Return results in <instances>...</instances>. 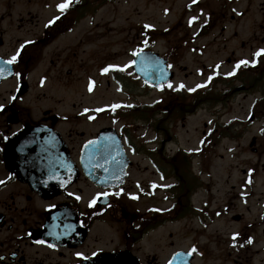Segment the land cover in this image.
<instances>
[{
    "label": "flooded vegetation",
    "instance_id": "1",
    "mask_svg": "<svg viewBox=\"0 0 264 264\" xmlns=\"http://www.w3.org/2000/svg\"><path fill=\"white\" fill-rule=\"evenodd\" d=\"M104 1L72 0L63 12L58 5L66 0L21 3L43 10L32 12L0 0V264H264V199H254L264 170V62L240 64L231 76V94L257 97L246 119L227 123L234 127L227 138L258 125L248 143L257 161L230 162L222 193L211 171L217 121L204 125L199 147L185 149L176 129L185 127L186 111L140 109L138 102L58 110L57 83H73L90 64L97 75L86 76L88 93L106 75L108 85L118 82L122 94L135 98L127 77L140 80L130 66V76L122 74L114 50L84 48L87 24ZM237 1L217 0L193 15L189 21L198 27L183 44L219 27L224 35L229 20L248 15V5L233 7ZM178 28L182 22L162 32L142 24L130 62L136 51L155 49V36ZM233 35L235 49L245 50L248 31L240 40L238 29ZM234 56L233 50L226 63L238 64Z\"/></svg>",
    "mask_w": 264,
    "mask_h": 264
},
{
    "label": "rangeland",
    "instance_id": "2",
    "mask_svg": "<svg viewBox=\"0 0 264 264\" xmlns=\"http://www.w3.org/2000/svg\"><path fill=\"white\" fill-rule=\"evenodd\" d=\"M9 1L13 2L12 6L15 7L16 11L24 8L25 11H43L37 2L29 8L21 4L28 0ZM15 1L19 5H16ZM104 3L94 20L87 24L88 31L85 32L87 40L84 43V48L87 50L91 48H110L114 50L116 52L114 62L121 65L123 75L130 76L128 63H130L131 53L136 43V33L140 30L142 24L152 23L154 30L162 32L168 25L171 26L176 23V26H179L180 22L183 23V29L178 28L168 35L167 32L164 35L162 33L155 36L154 39L159 52L164 55L168 53L172 58L171 61L176 72L175 79L170 83L172 87H168V84L158 89H149L133 78L127 77L128 83L125 86L131 90L135 97L129 98L121 93V85L118 82L108 85L106 75H104L102 82L95 84L92 89L90 87L89 90L91 91L88 93L87 86L89 87V85L86 76L97 75V68L90 64L85 69H88L90 73H84L85 70H82L73 83L68 85L62 82L57 83L58 110L74 111L72 107L74 103L79 104L77 108L80 105L98 108L118 105L121 102H138L141 105L154 103L155 106L160 107V110L162 108L172 111V108L177 105L183 96L189 93V89L200 88V93L206 89H210L214 94L228 93V95H224L225 99L223 100L215 101L216 97H213L210 101L201 103L199 108L196 109V113L186 119L185 127L181 128V123H179V127L176 129L180 144L186 149H194L200 145L202 131L205 129L204 125L207 124L210 127L211 122L217 120L215 134L217 146L214 149L216 157L212 163L211 171L215 178L214 183L224 193L226 191L227 168L230 162L257 161V155L251 153L248 143L251 137L257 133L258 125L245 129L249 132L243 133L238 139L231 140L227 138L234 131V127H228L227 123L232 120L246 119L256 102L257 93L232 95L226 89L229 84H226L227 78L225 76L238 70L237 64L226 63V59L232 57L233 50L235 51L234 57L238 61L242 59L245 61L248 58L249 61L264 62V53L257 57L258 60H256L255 55L259 50L264 49V0H239L233 3V7L237 9H244L248 5V15L241 17V19L229 20L224 35H221L219 27L216 31L199 39L198 42L188 41L185 44H183L182 38L186 37L188 33H194L198 27V24L191 22V24H187L189 25L188 28L186 23L190 22L189 19L193 15L203 14V8L208 7L211 9L219 5L217 0H203L198 6L193 7L192 13L190 11L186 13L185 11L194 4L191 0H114L110 3ZM34 22H37V20H34ZM236 29L239 31V40L242 36L245 37L246 31H248L249 43L245 50L235 49L238 41L233 33ZM181 31L182 33H180ZM201 44H206L207 47L205 49L195 47ZM110 45H114V47H108ZM176 47L178 48L176 49ZM246 55H248L247 58H245ZM253 70L254 68H251V72ZM244 71L239 72V76L245 75ZM180 85H184V87L181 88ZM260 111H264L263 107L260 108ZM141 132L142 130H139V133ZM142 135L139 134L140 137L145 139L151 137L153 133ZM229 146L236 147L233 154H231ZM170 147L174 146L171 145ZM263 160L264 155L261 162ZM241 167L243 166L240 164L234 170V180L238 177ZM257 181L258 184L254 188V199H264V170L261 169ZM251 199L253 198L251 197Z\"/></svg>",
    "mask_w": 264,
    "mask_h": 264
},
{
    "label": "water",
    "instance_id": "3",
    "mask_svg": "<svg viewBox=\"0 0 264 264\" xmlns=\"http://www.w3.org/2000/svg\"><path fill=\"white\" fill-rule=\"evenodd\" d=\"M134 68L137 74L158 87L172 80L174 73L167 67V60L161 58L158 53L145 52L137 55Z\"/></svg>",
    "mask_w": 264,
    "mask_h": 264
},
{
    "label": "trees",
    "instance_id": "4",
    "mask_svg": "<svg viewBox=\"0 0 264 264\" xmlns=\"http://www.w3.org/2000/svg\"><path fill=\"white\" fill-rule=\"evenodd\" d=\"M213 97H216L215 101L225 99L224 95L220 93L214 94L209 89L202 91V93L189 92L187 95L183 96L175 107L172 108V111H196L201 103L210 101ZM156 108L157 107L154 106L153 110L155 111Z\"/></svg>",
    "mask_w": 264,
    "mask_h": 264
},
{
    "label": "snow or ice",
    "instance_id": "5",
    "mask_svg": "<svg viewBox=\"0 0 264 264\" xmlns=\"http://www.w3.org/2000/svg\"><path fill=\"white\" fill-rule=\"evenodd\" d=\"M193 2L195 3V2H197V0H193ZM72 3V0H66V2L65 3H61L60 5H58V8L63 12V11H66L67 10V8L70 6V4ZM59 19V17H55L52 21H49V23L51 24V23H54L55 22V20H58ZM196 18L194 17L193 18V20H195ZM191 22V21H190ZM262 53H264V49H261V50H259L257 53H255V55H256V57H259ZM19 55H20V53L19 52H17V54L15 55V56H13L12 58H11V60H9L8 61V63H13V62H15L16 60H17V58L19 57ZM134 55H140V52L139 51H136L135 53H134ZM257 61H240L238 64H237V68H239V66H240V64H249V63H252V64H254V63H256ZM134 64H136V61L135 60H132L131 62H130V65H134ZM129 65V66H130ZM109 69L108 68H105L103 71L104 72H107ZM232 74H234V73H229V75H232ZM17 75H19V74H17ZM162 87V86H161ZM168 87H172V85L171 84H169L168 85ZM180 87L181 88H183L184 87V85H180ZM195 89H189V91H194ZM3 106H0V108H2ZM97 143V141H89V144H96ZM0 183H3V181H0ZM102 195H104V196H106V195H108V193H103ZM95 203V200L93 201V204ZM52 207H54V206H52ZM234 239H235V236L233 237ZM41 243H43L44 241H40ZM192 251H195V248H193V250ZM77 255L78 256H80L83 260H85V261H87L88 259H89V257H87V256H85L83 253H77ZM97 254L96 253H93V256H96Z\"/></svg>",
    "mask_w": 264,
    "mask_h": 264
}]
</instances>
